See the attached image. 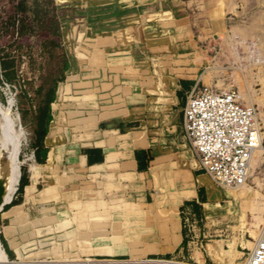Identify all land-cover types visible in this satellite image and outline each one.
Listing matches in <instances>:
<instances>
[{
  "label": "crops",
  "instance_id": "0c3cea01",
  "mask_svg": "<svg viewBox=\"0 0 264 264\" xmlns=\"http://www.w3.org/2000/svg\"><path fill=\"white\" fill-rule=\"evenodd\" d=\"M52 2L74 16L61 26L68 68L0 210L7 257L244 264L257 240L246 237L264 224V188L254 176L218 185L184 128L194 87L228 89L214 51L225 35L219 0Z\"/></svg>",
  "mask_w": 264,
  "mask_h": 264
},
{
  "label": "rangeland",
  "instance_id": "374dc122",
  "mask_svg": "<svg viewBox=\"0 0 264 264\" xmlns=\"http://www.w3.org/2000/svg\"><path fill=\"white\" fill-rule=\"evenodd\" d=\"M216 8L221 10L225 19V35L217 37L219 43L214 50L215 54L219 53L223 57L221 88L234 87L238 89L244 104L256 111L263 148L254 152L248 177H256L258 188L263 189L264 0H219L216 3ZM63 15L62 11L58 12L52 0H0V62L5 59H14L16 68L15 72H9L8 75L3 74V81L6 84L0 83V104L3 108L12 105L13 116L19 117L18 123L24 129L25 138L22 139L19 151L20 170L24 161V143L30 137V128H34L37 124V115L42 105L40 88L45 85L46 77H54L62 65L58 57L61 49L53 48L49 42L54 38L58 39L54 35H56L58 27L61 32L64 22H74V16L71 15L66 19ZM24 23L32 25V31L22 35L20 32L24 30ZM8 63L10 62L8 61ZM2 71L4 73L2 65H0V75ZM0 122L4 124V128L0 127L1 164L5 156L3 143L7 132L1 114ZM9 141L15 145L17 137L12 135ZM259 232L260 229L252 230L251 235L246 239H257ZM247 243L253 249L254 244L249 241ZM244 251L249 252L250 250L245 248ZM8 260L10 262L48 264V259L44 257L33 260H12L9 258ZM167 260L187 263V261L173 258ZM164 264L180 263L165 262Z\"/></svg>",
  "mask_w": 264,
  "mask_h": 264
},
{
  "label": "built area",
  "instance_id": "2783aa9c",
  "mask_svg": "<svg viewBox=\"0 0 264 264\" xmlns=\"http://www.w3.org/2000/svg\"><path fill=\"white\" fill-rule=\"evenodd\" d=\"M184 128L202 169L218 185L238 187L246 183L261 132L256 111L244 104L238 89L194 87L184 109ZM165 262L178 261L152 257L146 264ZM244 264H264V224Z\"/></svg>",
  "mask_w": 264,
  "mask_h": 264
},
{
  "label": "bare ground",
  "instance_id": "6f19581e",
  "mask_svg": "<svg viewBox=\"0 0 264 264\" xmlns=\"http://www.w3.org/2000/svg\"><path fill=\"white\" fill-rule=\"evenodd\" d=\"M11 106L3 108L0 104V112L4 116L7 123L6 138L4 141L5 156L0 164V210L11 201L20 178V162L19 151L22 139H24V129L18 123V116H13ZM18 114V113H17ZM15 135L17 137L16 144H12L9 138ZM24 137V138H23ZM261 141V140H260ZM263 144L260 143L257 149H262ZM256 149V150H257ZM255 150V151H256ZM254 155V154H253ZM0 264H28L27 262H10L0 243Z\"/></svg>",
  "mask_w": 264,
  "mask_h": 264
},
{
  "label": "trees",
  "instance_id": "16d2710c",
  "mask_svg": "<svg viewBox=\"0 0 264 264\" xmlns=\"http://www.w3.org/2000/svg\"><path fill=\"white\" fill-rule=\"evenodd\" d=\"M23 28H24V30H22L20 32L22 35H25L26 33H28V31H32V25H28L27 23L23 24ZM55 34L56 35H54V36H56L58 39L54 38V39L50 40L49 43L53 48L61 49V53H59L58 57H59V60L61 61L62 65L58 68V72L54 77H46L45 85H42V87L40 88V94L42 96V103H41L42 105L39 108L41 111L40 119H43L47 116V110L49 108V103L54 97L57 84L59 81H61L64 78V73L68 68V61H67L66 53L62 47V43H61L62 35H61V32H59V27H58ZM8 61L10 63H8ZM0 65H2V69L4 70V75H8L9 72H15L16 71L14 59H11V60L5 59V61L0 62ZM9 68H12V69L9 70ZM25 94H28V93H25ZM0 127L4 128L3 122H0ZM0 147H1V143H0ZM1 153L2 152H0V155H1Z\"/></svg>",
  "mask_w": 264,
  "mask_h": 264
}]
</instances>
